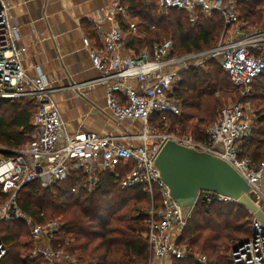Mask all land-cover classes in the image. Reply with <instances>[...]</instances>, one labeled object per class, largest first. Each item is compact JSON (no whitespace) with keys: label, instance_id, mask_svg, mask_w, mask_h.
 I'll return each mask as SVG.
<instances>
[{"label":"built area","instance_id":"2783aa9c","mask_svg":"<svg viewBox=\"0 0 264 264\" xmlns=\"http://www.w3.org/2000/svg\"><path fill=\"white\" fill-rule=\"evenodd\" d=\"M158 6L165 11L183 10L191 22L196 21L198 12L204 18L218 13L226 28L216 47L208 52L175 56L172 40L166 39L154 44L149 52L126 54V36L117 15L127 20L130 14L115 0L106 11L112 26L100 45H94L87 37L82 39L92 67L100 74L88 84L105 87L106 107L114 122L115 131L99 134L67 129L52 98L55 89L49 87L43 75L31 77L25 72L22 65L25 48L18 43V26L9 17L8 3L0 0V100L31 101L35 105L31 138L16 149H8L9 155L0 154V189L7 195V200L0 205V222L19 218L27 223L31 238L45 243L34 248L32 257L44 258L49 264H69L50 247L52 236L61 229L60 222L34 223L18 207L17 192L29 183L38 182L45 188L74 177L80 180L82 190L89 193L99 187L101 174L109 172L121 189L143 185V192L150 197L145 233L150 264L185 258L187 247L178 244V240L191 213L182 216L179 205L172 200L153 166L156 154L167 140L221 157L264 202V159L254 164L248 157H239V143L249 138L256 119L249 104L238 102L223 106L204 130L206 143L164 130L167 117L180 116L182 111V102L174 93L179 74L200 66L197 60L200 55H205L203 59L218 58L229 82L242 94L248 91L264 70V25L244 31V20L239 17L234 0H158ZM137 28V24H129L128 32L134 34ZM124 121L129 122L127 127L123 126ZM132 124H138L139 129L131 130ZM149 124H154L155 129ZM204 193L210 192H200L198 197ZM215 196L220 202L232 201ZM249 213L252 234L231 250L233 264H264V227ZM5 254V246L0 242V262ZM197 260L205 262L203 256Z\"/></svg>","mask_w":264,"mask_h":264},{"label":"trees","instance_id":"16d2710c","mask_svg":"<svg viewBox=\"0 0 264 264\" xmlns=\"http://www.w3.org/2000/svg\"><path fill=\"white\" fill-rule=\"evenodd\" d=\"M236 2L240 18L252 24L264 18V0ZM120 3L139 21L137 36L129 45L135 55L140 53V45L161 43L166 39H160L170 31L178 40L177 47L173 44V55L201 51L213 45L222 27L218 13L204 18L198 12L196 21L191 22L183 10L169 9L166 14H159L158 0H120ZM208 66L207 71L191 67L180 73L174 93L182 102V111L180 116L167 117L165 131L178 136H189L183 132H190L194 140L206 143L207 136L199 125L217 118L216 109L224 98L237 99L236 88L222 67L213 61ZM263 73L264 70L253 83ZM258 88L264 87L261 84ZM217 91L222 94L216 96ZM34 112L31 101L0 100L1 147L16 149L31 138ZM194 119L196 122L191 124ZM239 149V157H248L254 164L264 159V114L256 116L251 135L239 143ZM80 183L74 177L45 188L38 182L29 183L17 192L16 203L36 224L58 219L61 229L52 236L50 246L66 257L69 264H150L145 236L150 197L143 192V185L123 190L109 172L101 174L100 185L93 192H84ZM2 197L5 200L0 205L7 200L0 189V200ZM158 199L156 196L157 202ZM26 234L24 221L0 222V242L6 249L0 264H29L17 250L24 245ZM251 234L248 209L234 201H217L214 193H204L198 197L178 240V244L186 245L187 255L172 259V264H233L228 251L247 241ZM198 256H203L205 262L200 263Z\"/></svg>","mask_w":264,"mask_h":264},{"label":"crops","instance_id":"0c3cea01","mask_svg":"<svg viewBox=\"0 0 264 264\" xmlns=\"http://www.w3.org/2000/svg\"><path fill=\"white\" fill-rule=\"evenodd\" d=\"M5 1L11 21L18 26V43L25 48L23 68L31 77L43 75L49 87L55 89L52 98L67 129L99 134L115 131L106 107L105 87L88 84L100 74L92 67L82 43L87 37L94 45H100L112 26L106 11L115 0ZM117 19L126 36L124 53L135 55L129 45L137 32L130 34L128 26L138 25L139 21L132 16L126 20L117 15ZM128 125V121L123 122L124 127ZM162 263L171 262H158Z\"/></svg>","mask_w":264,"mask_h":264},{"label":"water","instance_id":"95a60500","mask_svg":"<svg viewBox=\"0 0 264 264\" xmlns=\"http://www.w3.org/2000/svg\"><path fill=\"white\" fill-rule=\"evenodd\" d=\"M9 152L0 148V154ZM153 166L183 217L192 212L200 192H210L244 206L264 227V202L221 157L167 140L156 154Z\"/></svg>","mask_w":264,"mask_h":264},{"label":"rangeland","instance_id":"374dc122","mask_svg":"<svg viewBox=\"0 0 264 264\" xmlns=\"http://www.w3.org/2000/svg\"><path fill=\"white\" fill-rule=\"evenodd\" d=\"M236 1L237 0H234L235 5L238 4ZM157 11H158L159 14H161V13L166 14V12H167V11H165V10L159 8V7L157 8ZM243 20L244 21H242V22H244V24H245V25H243V30L246 31V32L249 29H256V28L262 27L264 25V18L263 17L261 18V20H258L257 22H254L253 24L250 23L249 20L246 19V18L243 19ZM221 25H222V27L220 29V33L218 34L217 38L213 42V45H211V46H209L207 48H204L201 51L189 52V53L208 52V51L214 49L216 47V45H217V43H218V41H219V39H220L223 31L226 28L223 19H221ZM163 39H171L172 40V43L175 45V47H177L178 40H177L176 36L174 34H172V31H170L167 36H165L164 38H161L160 40H163ZM153 43H152V45H153ZM152 45L151 46H142V45H140L138 48H139V51L146 49V52H149V51H151ZM203 58H205V55L198 56L197 57V60L200 61L201 64L198 67H194L193 66V68L202 69L204 71H207L208 68H209L208 64L210 63V61H213L215 64H217L218 66L221 67L220 61H219L218 58H209V57L206 58V59H203ZM181 72H183V71H181ZM261 84L264 87V73H263V76L259 77L253 83V85L248 89V91L245 94H242V91L241 90L235 89L234 92L236 94V98H237L236 100H232L231 97H228L227 100H225V98H224L223 99V104L219 105V107L216 109V115H217L220 107H222L223 105H230V104L238 103V102L249 104L250 107L254 110L256 116L261 115V114H264V88H258L259 85H261ZM221 94H222L221 92L217 91L215 95L216 96H220ZM240 97L241 98H244L245 101H243L244 99L242 101L241 100L239 101L238 99ZM195 122L196 121L194 119L191 124H194ZM212 122H213V120L206 121L203 125H199V126L201 127L202 130H205ZM149 125H150V128L151 129H155L154 124H149ZM130 127H131V130H133V129H139V125L138 124H132V126H130ZM183 134L189 135V136L192 137V134L190 132H183ZM4 200H5V198L2 197L1 200H0V203L2 201H4ZM150 203L151 202H149L147 208H149ZM147 210H146V212H147ZM57 218H59V217H57ZM16 220L24 221V220L19 219V218H16V219H13V220H4V221L15 222ZM55 220H58V219H55ZM24 224L26 226V233H27L26 234L25 243H24L23 246L21 245L22 247L21 246L17 247V250L20 249V251H21V254H22L21 258H24L25 263L27 262V259H28V263L29 264L30 263L31 264H49V262L46 261L44 258L32 257V251L34 250V248L36 249V247H38L39 245H44L45 243L38 242V241L33 240L31 238L30 234H29V226L27 225V223H25V221H24ZM236 243L237 242H235V245H236ZM181 245L182 246H186L184 244H181ZM228 254L229 255L231 254V249L228 251ZM58 261L60 263H62L63 260H62V258H59ZM170 264H172V263H170Z\"/></svg>","mask_w":264,"mask_h":264}]
</instances>
